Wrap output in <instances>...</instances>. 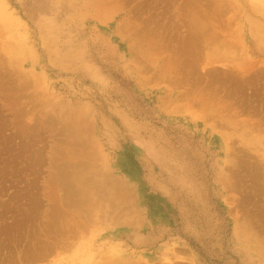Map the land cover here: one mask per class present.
Here are the masks:
<instances>
[{"label": "rangeland", "instance_id": "obj_1", "mask_svg": "<svg viewBox=\"0 0 264 264\" xmlns=\"http://www.w3.org/2000/svg\"><path fill=\"white\" fill-rule=\"evenodd\" d=\"M0 264H264V0H0Z\"/></svg>", "mask_w": 264, "mask_h": 264}, {"label": "bare ground", "instance_id": "obj_2", "mask_svg": "<svg viewBox=\"0 0 264 264\" xmlns=\"http://www.w3.org/2000/svg\"><path fill=\"white\" fill-rule=\"evenodd\" d=\"M193 45V44H192ZM198 54V53H197ZM92 259H94V258H92Z\"/></svg>", "mask_w": 264, "mask_h": 264}]
</instances>
